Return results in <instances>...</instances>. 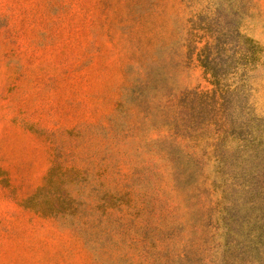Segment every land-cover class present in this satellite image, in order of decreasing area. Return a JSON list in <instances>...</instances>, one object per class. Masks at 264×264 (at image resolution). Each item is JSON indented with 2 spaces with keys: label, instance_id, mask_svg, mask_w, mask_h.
I'll list each match as a JSON object with an SVG mask.
<instances>
[{
  "label": "rangeland",
  "instance_id": "obj_1",
  "mask_svg": "<svg viewBox=\"0 0 264 264\" xmlns=\"http://www.w3.org/2000/svg\"><path fill=\"white\" fill-rule=\"evenodd\" d=\"M0 264H264V0H0Z\"/></svg>",
  "mask_w": 264,
  "mask_h": 264
}]
</instances>
